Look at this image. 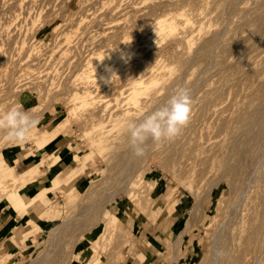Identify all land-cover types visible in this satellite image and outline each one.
<instances>
[{
    "label": "rangeland",
    "instance_id": "1",
    "mask_svg": "<svg viewBox=\"0 0 264 264\" xmlns=\"http://www.w3.org/2000/svg\"><path fill=\"white\" fill-rule=\"evenodd\" d=\"M155 1L0 0V113L14 106H21L25 111L32 110L30 114L38 120V123L31 131V134L32 132H36L34 134H37L38 131L49 130L54 125L60 124V121L61 126H63L59 131L62 134L48 143L42 151H36L35 143L28 141V139L19 144L8 141L5 139V131L0 129V154L2 157H5L3 159L4 161L0 163V170H4V167L8 165V168H11V172L16 168V172L32 174L38 177L32 180L31 183L23 186L21 190V194L25 200L30 197L33 198L34 203H32L28 214H23L19 218L17 214L11 211L10 200L6 197L5 199H0V215L4 217L7 215H12V217L17 216L21 221L18 223L17 228L11 227L9 233L3 237H1V232L3 231H0V264H30L47 251H50L51 248H54L55 245L64 240V238L67 239V243H72L74 247L73 251L77 252V254V249L81 247H86L94 252L96 251L95 257L83 256L85 260L83 262H88V264H134L138 256L147 259L144 261V264H172L173 260L171 256L174 255V250L176 256H173L176 260L174 264H209L211 261L209 257L210 250H208L211 241L209 237L211 236V232H213L211 227L213 221L209 223L211 228L203 226V224H208L210 218H215L220 224L223 220L222 217L225 216V211L229 210L228 206L231 203L235 206L233 207L230 205V208L238 207V211H242L243 208H239L240 205L241 207L243 206V202L240 201L242 194L238 192L240 191L239 187L237 186V189L224 179H220L217 175L219 174L218 172H221L220 166L215 168L212 163V161L216 159L215 157L217 154L221 151L218 147L216 148L214 141L224 136L225 131L222 127V122L226 119V115L232 117L231 115H233L232 113H234L233 111L236 109V104L239 100L245 102L247 100L250 101L252 99L251 97L259 92L258 90H256V92L254 90V88L259 89V85L257 87L256 84L258 82L256 80L253 82L254 78L251 79L246 72L242 71L240 73L244 72L243 74H247L246 76L249 79L245 77L247 78L245 80L243 77L244 75H242L244 79L242 78L238 81L242 82L238 83L241 85V88L239 86L236 88L237 91L238 89H244L245 83L252 80L253 90H251L252 87L249 88L251 82L249 83L250 85L247 83L248 86L246 84V88L250 91V93L248 91L250 95L246 93L247 89H244L245 91L242 89L238 92L244 96L247 95V97H242L241 94L239 95L236 93L237 91L235 92V87L234 92L236 93V97L233 91L232 93L228 92L229 95L225 90L222 91L224 93L226 92L225 94L229 97L230 94H233L231 95L232 97L228 98V101L230 100V103L233 102L231 105L232 107L235 106V109L230 106V103L228 104L226 100L227 97L225 99L226 95H224V99L227 103L223 99L224 102L216 106H213L211 102L203 104L204 106L201 105L203 102H197L199 96L209 95L212 91H210V89L215 87L213 86V82L217 79V74L224 71L220 70L223 66H220L221 68L219 67L218 64L220 63H218V58L213 59V62L208 61L211 65L204 66L205 68L202 67L200 69L199 67L202 73H200V70L197 72L198 68H195L196 70L194 69V73L191 71L192 73L190 74L189 72L188 75H198H195V78L190 76L191 79L194 80H192L190 85L189 82L191 79L189 81L188 75L186 76V78H188L186 83L189 85L188 88L191 89V95L194 101L193 111L189 125L183 130L181 135L174 139L176 143L173 139L170 141V145H168L169 140L153 142L149 139L147 141L146 154L143 157H135V165L131 167L129 175L125 176L129 181H123L125 180L124 178L122 181L118 180L117 183L113 182L114 179L118 178V174L121 173L122 168L120 164L115 162L116 153L118 152L116 144L120 141L119 138L121 137L122 128L126 126L129 121L138 119L140 122L146 115L151 114L156 106L152 108L154 103H144L141 102V100L137 101L139 103H135L138 105H135L129 100L130 82L132 81V77L133 79L137 77L135 75H128V72H125V74H123L124 72L115 73V75L112 74V78L116 77L115 80L110 78V76L109 79L107 78L108 80L105 79L106 82L100 80L96 75H92L89 78L88 76L92 74L90 72L94 68L93 62L96 58L101 56H98V54L104 52L105 49L108 48L105 47V45L104 47L100 46L102 45V37H104L105 34L107 36L109 33H113V30L111 31L109 26L105 24H108L109 20L113 21L112 18H115L114 20H116V22L118 21V23L122 24L126 21L125 19H127V24L126 22L123 24H126L127 27L123 26V31L121 30V32L118 33V35L120 34L123 37L117 35L115 37L117 38L115 42L114 35L112 39L114 42L112 41L113 43H109V45H113V48L115 45L119 48L121 42L129 39V34L131 33L129 31L131 29H128L130 28L128 26L129 17L126 18L125 16L130 9L129 7L139 6L138 8H141L147 6V4L149 6L161 4L165 0ZM237 2H241V0ZM191 7H194V5H191ZM209 7H211V3ZM111 8H113V10ZM124 12L126 13L124 14ZM109 17L110 19H108ZM232 17L230 18V22H228L229 28H232L234 25V17L233 20H231ZM153 18H151V20ZM71 20H74V22ZM69 23H71V25ZM122 24L119 25L122 26ZM69 25L73 26V28L69 27ZM106 27L108 30L105 29ZM150 27L149 25L147 26L149 29ZM103 28L106 33L102 31ZM218 29L220 30L217 32L221 31V28ZM124 30H127L125 32L126 35L122 34ZM150 32L147 33L151 35ZM3 34H6L11 39V43H8L9 38L6 37V35L3 36ZM65 35H68L69 41L67 43L61 42ZM148 38H151V36H148ZM255 38L256 37H254L253 40ZM263 38L259 41L262 42V44L259 43V46L254 47L256 45V42H254L253 48L250 47V51L248 49L250 53L248 51L245 52L247 54L249 53V55L244 53L247 56L244 55L246 58L243 56V62L245 61L246 64H251L257 62L256 58H258V61H261V58L264 59ZM6 40L8 41L6 42ZM117 40L119 41L118 43ZM63 44L68 45L67 48L69 50L67 49V52ZM116 46L115 48H117ZM64 48L65 51H63ZM257 49L260 50L258 51ZM58 50H61V52ZM256 50L258 52H255ZM92 52H94L95 56H92L93 59L88 61V56ZM251 56L254 57L255 60ZM247 61L251 62L248 63ZM222 64L223 63L220 65ZM225 64H227V62ZM215 65H218V67ZM257 65H259V63ZM214 66L219 69L217 70ZM224 66L223 69L228 67L227 65ZM181 72L184 73L183 71ZM181 72L179 71L178 73L182 74ZM238 74H235L233 78L236 77V75L240 77ZM237 77L235 79H238ZM99 81H103L105 84H103V82H101V84ZM112 81L115 83L113 84ZM117 81H120L119 85ZM90 83L94 84V86L89 85ZM116 83L117 85H115ZM184 84H182L181 87ZM84 85L89 86L83 88L82 86ZM79 88H81V90L88 88L92 90V92L94 91L91 93V96L95 99H92L91 101L93 103L90 101V105L88 104L86 108L80 109L78 108L79 106L75 105L74 108L76 109H71L73 106L67 103L65 105L62 99L65 100L68 93H71V91H69L70 89L74 90ZM205 89H207L208 93L207 91L204 92ZM229 90L231 91V89ZM174 92L175 89L171 91L172 94L170 93L169 97H171ZM52 95L54 96L52 97ZM248 96L250 97L248 98ZM234 98L235 100L237 99L236 102L233 101ZM205 102L206 101H204V103ZM209 103H211L210 105L212 106H210ZM224 103L229 108L223 106ZM150 104H152V106H149ZM211 107L215 112L210 110ZM226 107L230 111H227ZM223 109L226 111V115L223 113ZM208 113L214 116L213 118L215 120ZM39 114L41 116H39ZM216 115L218 116L216 117ZM209 116L211 119L208 118ZM221 116H224V118H220ZM228 117L227 119H229ZM202 119L204 121H202ZM205 119H209L210 121H205ZM213 120H217V123ZM201 122H205V126ZM207 123H209V125ZM214 124L216 127H214ZM211 129L212 131L210 132ZM257 130L252 137L249 136L247 140L239 143V148L233 155L240 156L245 162L251 163L252 165H261L262 167H257L259 171L264 168V131H262V127H259ZM128 139L130 140V138ZM59 141L67 145L66 153L68 154L64 158L61 154L58 156L53 154V146ZM212 142L213 146H215L214 148ZM196 143L200 145L203 143V145H199L200 147L197 148L198 145H196ZM210 146L212 152L210 151ZM207 148L210 154L208 151L206 153ZM202 150L204 151L202 152ZM32 153L39 155L32 157ZM214 153L216 154L213 155ZM25 155H28L27 159L21 160ZM70 159H72V161L75 160L76 163L74 162L68 166L66 164L70 162ZM22 162H24V164ZM74 164H77V167H74ZM57 165H60L59 169H61V175L56 177L57 181L53 184L55 179H50L47 171L50 167H55ZM7 173L8 172L5 171L2 174V179H7ZM260 178L261 177L257 178L258 183H256L257 180L255 179V190L258 188L257 185H261L263 182L262 178ZM75 179L80 182V185H75L71 182ZM214 179H217V181ZM43 180H48L49 183H43ZM259 181L261 183H259ZM39 183L42 184L38 185L34 192L26 193L28 187L31 188L35 186L33 184L37 185ZM62 183L65 184V187H60ZM263 183L262 186H264ZM228 184L234 188L231 187L232 190L229 189L230 186ZM45 187H47V191H44ZM254 189L252 188V192L256 193ZM228 190L233 191L231 192V196ZM43 193L44 195L42 196ZM48 193H50V199L46 198ZM54 193L58 194L55 195ZM247 195L248 193L245 194V196ZM232 197L235 198L233 199ZM91 201L94 202L90 204ZM253 201L254 199L251 197L246 199V202H244L246 208L245 211L243 209V215H253ZM230 211L231 209L229 212ZM192 212L194 215H190ZM218 215H221V217ZM78 216L81 218L77 219ZM168 217H170V219L167 221ZM173 217L176 219L174 224L162 225V220L164 218H166L165 222L169 223V221H173ZM26 219H31L33 222L29 221L26 223ZM234 219L235 223L232 222ZM234 219L231 220L234 225L230 224L232 227H228L231 228V232L236 230L238 234L240 233L239 236L235 231V234L232 233V237H229L231 236V232L226 230L223 234L228 233L229 235H225V238H223V234L221 236L222 239L226 240V243L228 241L230 245L236 237L239 238V240L235 239V242H233L237 246L236 251L234 250L236 247L235 244H232L230 247L233 249L231 248L230 250L234 251L229 252L227 244L225 243V246L224 242L222 243V239L220 240L219 238V241H221L219 247L222 248L221 244H223V247H227L228 249L226 248L227 250H224L227 251L224 253V258L222 256L223 259H220V256L215 260L214 264H231L232 261L228 263L227 261L232 260L233 257L231 256H235L236 252H240L236 254H239V257H243L242 254L245 247L243 246V241H240V238L242 239V236H244L241 230L242 228L247 229L248 224L245 223V225H241V217L238 215H235ZM68 220L72 221L68 222ZM110 221V225L113 226L104 229L105 224ZM187 222L191 224V227L184 235H179L178 233L184 228V224ZM197 222L201 224H197ZM41 223L49 224V227L44 233L33 235L32 238L21 239L22 232H27L28 230L31 232L34 228L30 226H38ZM63 223H66V227L56 232L57 226ZM258 228V233L260 231V233H262V231L264 232V230L259 231ZM146 231L147 233H151V235H146L145 237ZM260 233L258 236L262 235ZM12 234L14 235L12 236ZM178 235L179 239L175 238L178 237ZM98 236L99 238L97 241L93 243L92 240ZM153 236L158 243L154 242L155 249L147 250L146 246L150 245L148 241L152 240ZM261 237H264V233ZM15 238L16 240H14ZM174 238L176 240H174ZM244 238L242 240H244ZM20 239L21 241H19ZM168 240H174L175 242L179 241L176 245L174 244L175 247H177V245L178 248L180 247L179 249L177 248L178 251H176L174 245H171L172 243L168 245ZM238 241H240L239 243L242 242L241 244L243 245L238 246ZM66 242L62 244L65 251L71 248L70 246H65L67 245ZM253 242L251 245L255 244L259 246L257 243ZM92 244L96 247H93ZM255 245L253 246L256 248ZM253 246L245 250L251 253L248 254L244 252L247 256L245 257L246 259L242 258L243 261L246 260V262H244L247 264H264V250L261 249L263 253L261 254L259 253L260 251H257L260 250V248L256 250ZM170 248H174V250L172 249L170 251ZM250 249L252 250L250 251ZM165 250L166 252L168 251L169 255ZM255 250L256 253H254ZM228 253L233 254H229L228 256L232 259L226 256ZM254 254L260 258L255 260L256 255L254 256ZM67 255L69 254L67 253L65 257H63V259H66L63 260V264H78L75 258L68 259ZM239 257L238 255L234 257V259L236 258L235 260H238L237 263L240 260ZM224 259L229 260L226 261Z\"/></svg>",
    "mask_w": 264,
    "mask_h": 264
},
{
    "label": "bare ground",
    "instance_id": "2",
    "mask_svg": "<svg viewBox=\"0 0 264 264\" xmlns=\"http://www.w3.org/2000/svg\"><path fill=\"white\" fill-rule=\"evenodd\" d=\"M32 1H34V0H32ZM237 1L238 0H168V1L165 0L161 4L159 3L156 5H150V6L147 4V6H143L141 8H138L139 6H137V7H133V6L131 7L130 6L128 13L124 12V14L126 13V15H125L126 18L129 17L128 18L129 19L128 20V23H129L128 26L130 28H128V29H131L129 31L133 35L130 33L129 39H126L123 42H121V46H119V48L116 45L115 46L117 48H115V46L113 48V45L111 44L112 45L111 46V45H109V43L113 41L112 39H113L114 35H115L114 41H115V39H117L115 37L118 35V33L121 32V30L123 31L124 28H122V27L126 26L127 19H125L126 20L125 25H123L125 22H123V24L118 23V21L116 22V20H114L115 18H112L114 22L112 20H109L108 24H105V25H108L109 29H111V31L113 30L112 31L113 33H109L110 30H109V32L107 31L109 33L108 34L109 36L107 35L108 37L106 36V34H105V36L103 34V36L105 38L102 37L103 38V40H101L102 45H100L101 47H104V45H105V47H108V48L105 49L104 52L98 54V56L99 55H101V56L99 58H96V60L93 62L94 68L90 72L92 74L90 76H88V78H89L92 75H96L100 80H103L104 82H106L105 79H107V78L109 79L110 76H111L110 78H112V74L115 75V73H123L124 72L123 74H125V72H128V75L132 74V75L137 76L136 78L133 79V77H132V79H131L132 81L130 82L131 85H130V90H129V92H130L129 93V100L131 102H133V104L139 103L137 101H140V100H141V102H144V103L145 102H147V103L150 102L152 104L154 103L153 104L154 106H152V104L149 105V106H152V108H154L156 106V108H154L153 111L156 110L158 107H161L164 104H166L167 100L170 98L169 96H170L171 91H173L174 89L176 90V88L178 86L181 87V85L185 83L187 85H185V84L184 85L188 88V86L190 85V83L193 80V79H191V77H194L195 75H197V74L188 75L189 72H190V74L192 72L194 73L195 68L196 69L198 68L197 72H199V70L202 67L205 68L204 66L211 65V64H209L208 61L213 62V59H215V58H218V60H219L218 63H220V64L223 63L224 65H227L228 67L226 66L227 68L223 69V67H225V66L223 64L222 65L218 64L219 67L223 66L222 68L220 67L221 68L220 70L221 71L224 70V71L221 73L219 72L218 73L219 75L217 74L218 77L216 76L217 79L214 82L212 81L213 86H215V87L212 86L213 89L212 88L210 89V91L212 90L211 92L209 91L210 94L209 95L206 94L205 96L201 94L202 97L199 96V99L198 100L196 99L197 102L199 101L198 103L203 102L201 105L206 104L207 102H211L213 106H216V105L224 102L226 97H227L226 100L228 101V98L232 97L231 95H233V94H230V97H229L225 93L227 92V94L229 95V93H232V91L234 92V87L236 89L235 90V92H236L237 91L236 87L241 86L238 83H242V82H238V81H240L243 77L244 78L247 77L246 76L247 74L251 77V79L254 78L253 82H254V80H256L258 82L256 85H257V87L259 85V89L254 88V90H255V92H256V90H258L259 92L255 93L254 96L251 97L252 99L250 98L251 99L250 101L247 100L248 102L247 101L245 102V101H241L238 99L239 101L236 104L237 105L236 109H235V106L232 107V105H231V104H233V102L230 103V100L228 101V104L230 103V106L235 109V110L232 109V110H234L233 111L234 113H232L233 115H231L232 117H230V116L228 117L225 113L226 111H224V109H223V111H224L223 113H225L226 119H227V117L229 119H227V120L225 119L222 122L223 123L222 127L225 131L224 136H223L224 139L221 137L219 140L217 139V141H214V145L216 146V148L218 147V149L221 150L220 151L221 154L219 152L217 154L218 157L216 156L215 157L216 159H214L215 161L214 160L212 161L215 168L220 166L221 170L220 169L219 170L221 172H218L220 175L216 173L220 179H224L225 181L229 182L230 184H232L237 189L239 187L240 191H238V192H239V194H242L240 201L243 202L242 203L243 206L241 207V205H240L239 208H243L245 211L246 205H244V202H246V199L250 198V197L254 199V201H253V203H254L253 215H243V209L240 212V211H238V207L237 208H230V205H232L233 207L235 206L231 203L228 206L229 210L231 209V211L229 212V210H227V211H225V214L223 213L225 216L222 217L223 220L220 222V224H219L218 220H216L215 218H210L208 224H203V226H206L208 228L212 227V229H213V232H211V236L209 237L211 240L210 246L208 249V250H210L209 251V257L211 259L209 264H212V263L214 264L215 260H217V258H219L220 256H221L220 259L222 258V256L224 258V255H225L224 253L227 252L224 250H227L228 249L227 247H229L228 250H229V252H231L232 250H230V249L232 247H230V246L232 244H235V243H233V242H235V239L239 240V238H237V237L234 240L232 238L233 241L230 245V243L228 244V241L226 243L225 242L226 240H223L222 236H221L223 234V232H225V230L230 231L231 228H229L228 226H231L230 224H233L232 222L235 223V219H234L235 215H238L241 217V219H240L241 225H245V223L248 224L247 229L242 228V230H241V232L245 236V238L241 234L242 239L244 238V240H242L240 238V241H243L244 245L241 244L242 242L239 243L240 241H238V243H239L238 246L243 245L245 247L243 249V251L246 253L247 251H245V250H248L250 248V246L255 245V244L251 245V243L254 241L253 243H257L259 246L255 245L256 248L254 246H253V248L256 250L258 248H260V250H257V251L258 252L260 251L259 253H261V254L264 253V252L262 253V251H261V249L264 250V237L263 238L261 237V236H263L264 232L262 231V233H260L261 232L260 230H264V214H263L264 213V186H262V183L264 182V168L262 170L258 171L257 167H260L261 165L260 166H259V164L252 165L251 163L245 162L244 159L241 158L240 156L233 155V153L238 150L239 143L247 140L249 138V136L252 137V135L254 133L259 131V130H257V129H259V127H262V129H263L262 131H264V59L261 58L262 60L260 59L261 61H258V58H256V60H257V62H255L256 64L254 62H253L254 64L253 63L246 64L245 61L243 62V56L245 54H247L245 52H247L250 47L253 48L252 46H253L254 42H256L255 43L256 45L254 44L255 45L254 47L259 46V43L262 44V42H259V41L262 40L261 38H263V33H264V0H241V2H237ZM155 2H153V3H155ZM232 2H234V3H232ZM210 3H211V7H209ZM191 5H194V7H191ZM111 9L113 10V8H111ZM116 12H118V11H116ZM127 14H128V16H127ZM232 16L234 17V20H233ZM231 17H232L231 20H233L234 25L232 28H229L228 22H230ZM151 18H153V19L151 20ZM108 19H110V17ZM123 21H124V19H123ZM149 21H150V23H149ZM67 22H69V21H67ZM72 22H74V20ZM111 22L114 24H112ZM69 24L71 25V23H69ZM97 24H98V21H97ZM119 24H122V26H120ZM70 25H69V27L73 28L74 24H73V26H70ZM148 25H149V27L151 25L150 29L147 28ZM107 27L105 29H107ZM217 27L221 28V31H219L220 33L217 32L218 30H220ZM147 30H149V31H147ZM102 31H104V28ZM126 31L124 30V32L122 34L126 35L125 34ZM128 32H127V34H128ZM147 32H150L151 35H149V33H147ZM145 33H147V34H145ZM5 35L3 34V36H5ZM118 36L121 37L122 35L119 34ZM148 36H151V38H148ZM6 37H8V36L6 35ZM254 37H256L255 38L256 41H255V39L253 40ZM10 40L11 39L9 38V41L6 40V42L8 41V43H11ZM68 41H69L68 35L63 36V39L61 42L67 43ZM118 42L119 41L117 40V43ZM107 44H108V46H107ZM63 45L65 46L66 52H67L69 50L67 48L68 45H66V44H63ZM65 48L63 49V51H65ZM61 50H58V51L61 52ZM257 50L259 51L260 49H257ZM257 50L255 52H258ZM33 51H34V49H33ZM249 51H250V49H249ZM57 53H59V52H57ZM249 53L247 55H249ZM93 54H94V52L90 53V55L88 56V61L93 59L92 56H95V54L94 55ZM247 55H245V56H247ZM245 56H244V58H246ZM252 58L254 59V57H252ZM217 61H215V62H217ZM207 62H208V64H207ZM212 62H210V63H212ZM224 62L225 63L227 62V64H225ZM250 62H248V63H250ZM258 63H259V65H257ZM215 64H217V63H215ZM218 65H215V66L218 67ZM199 67H200V69H199ZM36 68H39V67H36ZM216 69L218 70L219 68H216ZM176 71H177V73H176ZM179 71L180 72L183 71L184 73L181 72L182 74H180V73H178ZM200 71H201L200 73H202V70H200ZM242 71L246 72L247 74H243L244 72L240 73ZM234 73L235 74L239 73L238 75L241 78L237 77V75H236V77L238 79H235L236 77L233 78V76H235ZM118 75H120V74H118ZM187 75L189 77V81L191 79V81L189 82V85H188V83H186V81H188L187 80L188 78H186ZM242 75H244V76L242 77ZM115 78H112V79L115 80ZM247 78H245V80ZM234 79L237 81H235ZM125 80H127V79H125ZM103 81H99V83H101ZM242 81H244V80H242ZM93 82H95V81H93ZM93 82H91V83H93ZM104 82H103V84H105ZM119 82H118V85H119ZM250 82H246L245 85L243 84L245 87L244 89H247L246 84L247 83L249 84ZM253 82H251V86H249V88L252 87L251 90H253V85H252ZM91 83L89 85L94 86V84H91ZM114 83L115 82H113V84ZM125 83H127V82H125ZM123 84H124V81H123ZM128 84H129V80H128ZM248 84H247V86H248ZM89 85H84L82 87L83 88L85 86L88 87ZM115 85H117V83ZM243 85H242V87H243ZM209 87H211V86H209ZM207 89H205L204 92L207 91ZM227 89H228V91H227ZM229 89H231V91ZM242 89H238V91H240ZM224 90L226 91L225 93L222 92ZM69 91H71V93L70 94L68 93L67 97H65V100L64 99H62V100L65 102V105L67 103V104H70L71 106H73V107H71V109H76V108H74L75 105L79 106L78 108H80V109L86 108V106L90 103V101L92 99H95L93 96H91L92 95L91 93H93L94 91L92 92V90H89L88 88L84 89V90H81V88L74 89V90L70 89ZM238 91L236 93L240 95L241 93ZM248 91L249 90L247 89L246 93H248ZM207 93H208V91H207ZM236 93H235V97H236ZM249 93H250V91H249ZM251 94H252V91H251ZM224 95H226L225 99H224ZM53 96L54 95H52V97ZM63 96H64V94H63ZM243 96L244 95H242V97ZM245 96L247 97V95H245ZM61 97H62V95H61ZM237 97L240 98L239 96H237ZM249 97L250 96H248V98ZM57 99H58V97H57ZM52 100H53V98H52ZM236 100L234 98L233 101L236 102ZM204 101H206V102L204 103ZM227 101H226V103H227ZM211 103H209V105ZM135 105H138V104H135ZM212 105H210V106H212ZM220 106H222V105H220ZM223 106H227V105L224 103ZM204 108H202V109H204ZM216 108H215V110H216ZM228 108H227V111H230V110H228ZM210 110L214 111V110H212V107ZM218 111H220V110H218ZM208 112H210V111H208ZM208 114H210V113H208ZM221 115H223V114H221ZM39 116H41V115L39 114ZM217 116L218 115H216V117ZM213 117L214 116H212V118ZM208 118H210V116ZM220 118L223 119L224 116H221ZM220 118H218V119H220ZM206 120L207 119H205V121ZM134 121L137 123L139 122L138 119H135ZM202 121H204V120L202 119ZM216 121H214V122H216ZM201 123L204 124L205 122L204 123L201 122ZM207 124L209 125V123H207ZM207 124H206V126H207ZM218 125H219V123H218ZM204 126H205V124H204ZM208 127H210V126H208ZM214 127H216L215 124H214ZM61 128H63V126H61V121H60V124L58 123V124L54 125L49 130L38 131L37 134H34L36 132H32V134L30 133L28 141L35 143L34 145H35L36 151H40V150L42 151V149L48 143L52 142L59 135L62 134L59 132L61 130ZM221 128H219V129H221ZM216 130H217V128H216ZM211 131H212V129L210 130V132ZM207 132L209 133L208 130H207ZM221 133H222V131H221ZM206 136H208V135H206ZM216 136H217V134H216ZM128 138H130V134L128 133L126 126H124L122 128L121 137L119 138L120 141L117 142V144H116V148L118 149V152L116 153L115 162L117 164H120L122 166V168H121V173L118 174V178L113 180V182H115V183H117L118 180L122 181L125 178V176L129 175L131 167H133V165H135V162H136V158H135L136 156L132 152L130 140ZM263 139H264V135H263ZM170 141L168 142L169 143L168 145H170ZM173 141H174V139H173ZM176 141H177V139H176ZM197 143H199V142H197ZM197 143H196V145H198L197 148L203 145V143H202V145H200L201 142H200V144H197ZM212 146H213V142H212ZM215 146H213V148ZM197 148H195V149H197ZM210 148H211V146H210ZM204 150H202V152ZM94 151H95V148H94ZM199 151H196V152H199ZM207 151L209 152L208 148L206 150V153H207ZM210 151L212 152V148L210 149ZM216 153H214L213 155H215ZM209 154H210V152H209ZM27 157H28V155H25L21 158V160L27 159ZM4 158L5 157L4 156L2 157V155L0 154V163H2L4 161L3 160ZM74 162L76 163L75 160L72 161V159H70V162L66 165L70 166V164H73ZM74 165H75L74 167H77V164H74ZM59 168H60V165H57L55 167H50V169L47 171L50 179H52V178L55 179L54 180L55 182H53V184H55L57 181L56 177H58V175H61V169H59ZM10 169L11 168H8V165H7L4 167V170H0V199H2V198L5 199V197L7 199H9L11 211L13 213L17 214V216L20 218L21 215L29 213L31 205H32V203H34L32 197H30L27 200H25L23 198V196L21 194L22 187L25 186L26 184L31 183V181L34 180L37 176H34L32 174H27V173L16 172V168H15V170H13V172H11ZM259 169H261V168H259ZM5 171L8 172L7 173L8 177H7V179L4 180V179H2V174ZM258 177H261L263 182L260 180L262 183L259 181V183H261V185H257L258 188H257V190H255L256 188L254 189V187L256 186V184H254V182L257 180ZM220 179H218V180H220ZM123 181L128 182L129 179L125 178V180H123ZM215 181H217V179ZM256 183H258V180ZM231 187L232 186H230L229 189L232 190V188H234V187H232V188ZM46 188L47 187H45L44 191H47ZM252 188L256 191V193L252 192ZM237 189H236V191H237ZM206 190H208V189H206ZM229 192H230V196H231V192H233V191H229ZM234 192H235V190H234ZM246 193H248L247 196H245ZM43 195H44V193L42 194V196ZM227 198H228V196H227ZM233 199H232V201H233ZM93 202L94 201H91L90 204H92ZM227 202H229V201H227ZM230 202H231V200H230ZM237 203H239V202H237ZM236 206H237V204H236ZM193 212L190 215H194ZM219 217H221V215ZM79 218H81V217L78 216L77 219H79ZM232 219H234V221L231 222ZM29 221L33 222L31 219H26V223H28ZM71 221L72 220H68V222H71ZM211 221H213V222L211 223L212 226L210 227L209 223ZM110 224H111V221L107 222V224H105L104 229H108L110 226H113ZM197 224H201V223L197 222ZM190 225L191 224L188 222L186 224H184V228L181 229L178 234L184 235V233H186V231L191 227ZM17 227L18 226H16V228ZM65 227H66V223L58 225L56 228V232H58L59 229H64ZM227 227L229 230L227 229ZM235 227H236V225H235ZM16 228H14V229H16ZM257 228L260 231L259 233L262 234V235H259L260 237L258 236L259 233L257 231ZM234 232H231L230 233L231 236H229V237H232V233H234ZM227 234L228 233L223 234L224 235L223 238H225L226 237L225 235H227ZM236 234H238V232ZM239 234H238V236H239ZM13 235L14 234H12V236ZM179 235H178V237H175V238L179 239ZM98 238H99V236L97 238H94L92 240V242L95 243V241H97ZM175 238H174V240H176ZM219 238H220V240L222 239V243L224 242V245H225V243L227 244V247L224 248L223 244H221L222 248L219 247L220 246L219 243H221V241H219ZM174 240H171V241L168 240L169 241L168 245L171 243H172L171 245H174V244L176 245L179 242V241L175 242ZM66 241H67V239L64 238V240H62L58 244H56L54 248H51L50 251H47L41 257H38L36 259V261H34L30 264H63V260H66V259H63V257H65V255L67 253L69 254V255H67L68 259L69 258L70 259L75 258L77 260L78 264H88V262H83V261H85L83 259V256H86V257L87 256H90V257L96 256V251L95 252L91 251L86 247L78 248L77 249L78 254H77V252L73 251L74 247L72 246V243H67ZM65 242L67 244L65 246L71 247L70 249H66V251L62 246V244H64ZM92 245H93V247H96L94 244H92ZM175 245H174V248H176V251H178V249L180 247L178 248V245H177V247H175ZM235 246H236V244H235ZM171 247H173V246H171ZM168 248H169V246H168ZM168 248H166V249H168ZM174 248H172V249L174 250ZM236 248H237V246L234 248L235 251H236ZM172 249L170 248L169 250L171 251ZM220 249L221 250L223 249V250L221 251ZM252 249H250V251ZM256 250H255V252L254 251L253 252L256 253ZM165 252H166V250H165ZM173 252H174L173 253L174 255L171 256L172 260H173L172 264H174V262L176 261L173 258V256H175V250ZM241 252H242V249H241ZM244 252H243V254H244ZM166 253L168 254V251ZM236 253H240V252H236ZM236 253H235V256L238 255V257H239V254H236ZM249 253H251V252H249ZM176 254H177V252H176ZM221 254H223V255H221ZM229 254L230 253H228V255H226V256L228 257ZM243 254H242L243 257H239L240 260L238 263H237L238 260H235L236 258L234 259L235 256H231V257H233L234 261L230 257H228V258H230L232 260H230V261H227L229 259H227V260L224 259V260H226L227 263L232 261V263H234V264H236V263L237 264H247V263H245L246 260H244L245 262L243 261V259L247 256V254H244V255ZM255 255L256 254H254V256ZM255 257H256L255 260H258V258H260L257 255ZM145 260H147V259H143V258H140L138 256V257H136V261L134 264H144ZM224 260H221V261H224Z\"/></svg>",
    "mask_w": 264,
    "mask_h": 264
},
{
    "label": "clouds",
    "instance_id": "3",
    "mask_svg": "<svg viewBox=\"0 0 264 264\" xmlns=\"http://www.w3.org/2000/svg\"><path fill=\"white\" fill-rule=\"evenodd\" d=\"M193 104L191 89L178 87L166 104L146 115L140 122H127L133 154L143 157L149 139L153 142L170 141L181 135L191 121ZM31 111L14 106L0 113V129L5 131V139L19 144L29 138L38 123L30 114Z\"/></svg>",
    "mask_w": 264,
    "mask_h": 264
},
{
    "label": "crops",
    "instance_id": "4",
    "mask_svg": "<svg viewBox=\"0 0 264 264\" xmlns=\"http://www.w3.org/2000/svg\"><path fill=\"white\" fill-rule=\"evenodd\" d=\"M67 145L64 143V142H57V143H55V145L53 146V154L55 155V156H58V155H62L63 156V158L68 154V153H66V151H67ZM42 153V152H41ZM39 154H33L32 153V157H34V156H38ZM25 161H27V160H25ZM23 164H24V162H22ZM28 163V162H27ZM14 165H16V164H14ZM44 181V180H43ZM42 181V182H43ZM72 183H74L75 185H78L80 182L77 180V179H75V180H73V181H71ZM43 183H49L48 182V180H46V181H44ZM40 184H42V183H39V184H33V185H35V186H32L31 188H29L28 187V191H26V193H32V192H34V190L36 189V187L38 186V185H40ZM80 185V184H79ZM30 186V185H29ZM60 187H65V184H61L60 185ZM49 194L50 193H48L47 195H46V198L47 199H50V197H49ZM55 195H57L56 193H54ZM185 209V208H184ZM0 217H2V218H0L1 219V221H0V231L2 230L3 232H1V237H3V236H5V235H7L8 233H9V230L11 229V227H16V226H18V223H20L21 221L17 218V216H13L12 217V215H7L6 217H4V216H1L0 215ZM9 218V219H8ZM168 219H170V217H168L167 218V221H168ZM166 221V218H164L163 220H162V225H170V224H174L175 223V221H176V219H175V217H173V221H169V223L168 222H165ZM3 224H2V223ZM31 228H34V229H32L31 230V232H29V230L27 231V232H22L21 233V239H28L29 237L30 238H32L33 237V235H39L40 233H44L45 231H46V229L49 227V224H46V223H41V224H39L38 226L37 225H33V226H30ZM39 227V228H38ZM18 235H19V233H18ZM17 235V236H18ZM146 235H151V233H147V231L145 232V237H146ZM16 236V237H17ZM0 237V238H1ZM21 239L19 240V241H21ZM14 240H16V238L14 239ZM149 243H150V245L149 246H146V248H147V250L148 249H153L154 247H155V243H158V241L154 238V236L152 237V240H149L148 241ZM155 242V243H154ZM155 249V248H154Z\"/></svg>",
    "mask_w": 264,
    "mask_h": 264
}]
</instances>
